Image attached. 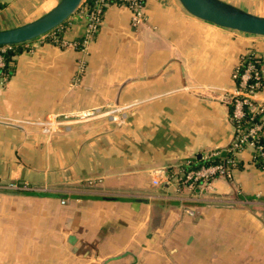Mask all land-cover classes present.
Instances as JSON below:
<instances>
[{
    "label": "crops",
    "instance_id": "crops-1",
    "mask_svg": "<svg viewBox=\"0 0 264 264\" xmlns=\"http://www.w3.org/2000/svg\"><path fill=\"white\" fill-rule=\"evenodd\" d=\"M57 1L0 0V27ZM223 1L264 16V0ZM142 10L135 23L107 3L84 49L75 13L63 42L28 41L0 79V264H264V169L251 148L208 188L177 178L226 155L232 72L264 58V36L178 0ZM86 108L97 113L62 117Z\"/></svg>",
    "mask_w": 264,
    "mask_h": 264
},
{
    "label": "built area",
    "instance_id": "built-area-1",
    "mask_svg": "<svg viewBox=\"0 0 264 264\" xmlns=\"http://www.w3.org/2000/svg\"><path fill=\"white\" fill-rule=\"evenodd\" d=\"M113 3L125 5L132 12L135 23L141 22L145 16L143 6L145 0H111ZM106 0H95L94 6L89 10L81 9L79 13L86 19L81 46L84 49L92 40L101 21L102 8L107 4ZM63 42V41H61ZM7 46H0V66L3 64L1 52ZM235 82L234 87L226 94V99L231 103V117L234 121V135L225 147V156H220L219 151L210 153L207 158L220 157L219 162L188 167L179 172L178 180L188 186L202 183L207 188L209 181L215 176L230 178L231 168L235 164L234 156L244 147L252 149L256 159L264 162V101L258 97L264 89V58L252 55L250 59L244 57L232 72ZM0 79L6 81V77L0 74ZM97 113L95 108L77 109L64 114V119L82 120ZM254 158V159H255ZM64 202V200H62Z\"/></svg>",
    "mask_w": 264,
    "mask_h": 264
},
{
    "label": "water",
    "instance_id": "water-1",
    "mask_svg": "<svg viewBox=\"0 0 264 264\" xmlns=\"http://www.w3.org/2000/svg\"><path fill=\"white\" fill-rule=\"evenodd\" d=\"M190 14L215 25L264 36V16L245 11L223 0H178ZM82 0H58L40 16L0 29V46L23 43L48 33L71 16Z\"/></svg>",
    "mask_w": 264,
    "mask_h": 264
},
{
    "label": "trees",
    "instance_id": "trees-1",
    "mask_svg": "<svg viewBox=\"0 0 264 264\" xmlns=\"http://www.w3.org/2000/svg\"><path fill=\"white\" fill-rule=\"evenodd\" d=\"M108 3H111V0H106ZM95 0H82L79 7L76 9V11L72 14L79 13V10L85 9L89 11L94 6ZM119 3V2H117ZM104 8V7H103ZM102 8V10H103ZM71 15V16H72ZM71 16H69L66 20H64L61 24L50 30L47 34H45L42 38L46 41H53V42H61L60 39L63 33L64 28L70 21ZM83 37V36H82ZM82 37L79 41H76L77 45H81ZM31 41V40H30ZM26 42L14 44V45H8L4 51L1 52L2 58H3V64L0 66V74L5 76L6 79L9 78V76L12 74L15 66V59L14 57L22 50V47ZM252 57L251 54H247L244 56L245 59H250ZM260 141H264V138L260 139ZM254 155V153H253ZM255 158V157H254ZM220 157H214L211 159H207L205 164L208 163H215L219 162ZM257 164L260 168L264 169V162H261L260 160L256 159Z\"/></svg>",
    "mask_w": 264,
    "mask_h": 264
},
{
    "label": "rangeland",
    "instance_id": "rangeland-1",
    "mask_svg": "<svg viewBox=\"0 0 264 264\" xmlns=\"http://www.w3.org/2000/svg\"><path fill=\"white\" fill-rule=\"evenodd\" d=\"M243 8V7H242ZM244 9V8H243ZM4 28L3 26L0 27V29ZM229 199V198H228Z\"/></svg>",
    "mask_w": 264,
    "mask_h": 264
}]
</instances>
